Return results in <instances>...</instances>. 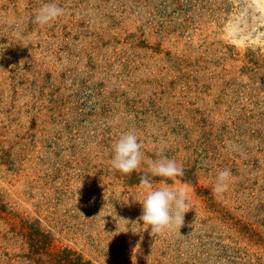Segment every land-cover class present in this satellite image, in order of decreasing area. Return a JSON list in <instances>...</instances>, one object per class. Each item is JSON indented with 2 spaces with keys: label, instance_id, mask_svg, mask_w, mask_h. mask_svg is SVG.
<instances>
[{
  "label": "rangeland",
  "instance_id": "obj_1",
  "mask_svg": "<svg viewBox=\"0 0 264 264\" xmlns=\"http://www.w3.org/2000/svg\"><path fill=\"white\" fill-rule=\"evenodd\" d=\"M50 2L64 14L35 23ZM128 131L145 159L125 175L110 161ZM160 157L183 176L152 177ZM142 176L187 185L180 229L145 230ZM63 249L86 264H264V0H0V264Z\"/></svg>",
  "mask_w": 264,
  "mask_h": 264
},
{
  "label": "clouds",
  "instance_id": "obj_2",
  "mask_svg": "<svg viewBox=\"0 0 264 264\" xmlns=\"http://www.w3.org/2000/svg\"><path fill=\"white\" fill-rule=\"evenodd\" d=\"M63 14L64 9L55 2L44 3L37 9L34 22L39 25H47ZM141 149L142 143L139 142L134 131L122 133L112 145L113 155L110 161L112 169L125 175L132 173L145 159ZM146 162L152 177L175 180L184 174L183 167L167 157L149 159ZM230 177L229 169L218 171L212 188L213 194L222 195L226 192ZM164 180L161 181L160 187L154 188L147 176H142L140 179V187L145 194L139 201L142 205V215L138 220L143 222L145 230L150 228L151 236L161 234L166 230L180 229L184 225L185 213L190 210L187 203V185L179 188L171 187L164 183Z\"/></svg>",
  "mask_w": 264,
  "mask_h": 264
},
{
  "label": "trees",
  "instance_id": "obj_3",
  "mask_svg": "<svg viewBox=\"0 0 264 264\" xmlns=\"http://www.w3.org/2000/svg\"><path fill=\"white\" fill-rule=\"evenodd\" d=\"M60 254L57 253H51L50 257L53 262H56V264H86L85 261L81 262L80 257L69 258V254H73L71 251L63 249ZM71 256V255H70ZM79 261V263H78Z\"/></svg>",
  "mask_w": 264,
  "mask_h": 264
}]
</instances>
